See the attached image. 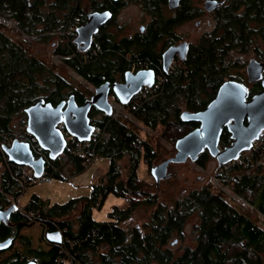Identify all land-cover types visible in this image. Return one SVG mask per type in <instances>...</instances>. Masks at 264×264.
<instances>
[{
  "label": "trees",
  "instance_id": "obj_1",
  "mask_svg": "<svg viewBox=\"0 0 264 264\" xmlns=\"http://www.w3.org/2000/svg\"><path fill=\"white\" fill-rule=\"evenodd\" d=\"M90 4L95 10L112 11L115 2L104 0L100 4L90 0ZM0 17L14 20L19 32L37 35L40 41H47L45 34L51 36L69 21L77 20L80 27L87 20L80 0H0ZM218 19L217 31L192 47L184 69L175 68L169 77L163 75L164 82L155 97L146 102L135 99L131 106L125 107L147 128L156 130L161 125L164 136L174 144L199 127V123L182 122V105L186 104L191 112L206 108L227 79L235 80L242 75L238 70L244 67L247 53L251 50L262 53L258 46L264 30L254 32L248 25L255 23L264 27V0H236L233 8ZM104 30L99 31L85 54L74 43L75 31L69 34L66 44L55 47V54L64 59L65 66L94 87L109 80L116 63L114 50L121 52L122 60L128 53ZM28 49L0 24V166L4 167L0 209L17 204L16 199L24 193L19 188V178L12 175L16 171L15 163L8 160L2 145V140L13 133L15 120L19 116L27 119L26 109L41 99L56 105L74 95L77 103L82 104L89 97L71 84L69 78L56 72L48 61L32 56ZM99 114L101 119L96 118ZM89 117L93 126H102L107 131L109 139L92 143L89 152H85L95 151L96 157L107 159V172L90 184L87 196L52 203L32 195L24 211L35 213V219L16 208L0 229L2 237L18 239L23 246L21 251L7 255L9 263L22 260L23 264L28 261L37 264H264V229L254 219L212 186L192 190L173 205L162 203L153 184L140 178L138 173L144 161L151 174L161 159L160 145L143 138L135 125L119 117L105 116L96 109ZM220 141L222 148L231 144L227 129L223 130ZM208 158L210 155L205 151L196 162L205 167ZM83 160L81 156L70 155L61 171L53 172L54 179L67 181L62 171L68 163L78 172L83 171ZM54 163L57 165L58 160ZM243 164L252 163L248 158ZM235 191L264 214L262 168L243 176L236 183ZM111 195L122 198L124 207L114 206L107 214L108 220H96L94 210L101 209ZM142 207L154 208L149 221L142 227H122ZM194 218H197L192 223L194 246L174 249L172 239L184 236L186 225ZM33 222L42 224L45 236L59 232L62 243H48V251L32 249L30 240L20 236V230L32 227Z\"/></svg>",
  "mask_w": 264,
  "mask_h": 264
},
{
  "label": "water",
  "instance_id": "obj_2",
  "mask_svg": "<svg viewBox=\"0 0 264 264\" xmlns=\"http://www.w3.org/2000/svg\"><path fill=\"white\" fill-rule=\"evenodd\" d=\"M216 6L217 3H210L209 9ZM1 19L4 25L9 22L0 17ZM111 19L110 11L90 13L87 22L77 30L74 43L81 48L82 52H86L90 49L100 28ZM183 48L186 49V45ZM173 56L174 49L170 50L165 57L164 67L166 69H168ZM263 73L264 62L250 59L247 64L248 81L252 83L261 81L262 90L259 93L249 99L248 90L242 82L227 80L220 86L215 98L206 108L196 112L185 110L181 113L182 122L199 123V127L175 143L177 153L174 157L166 159L151 169L157 187L160 186L162 180L171 176L168 168L172 163H185L188 159L195 163L207 149L209 155L215 158L217 164L221 166L237 160L243 152L251 148L253 141L264 131ZM154 81L153 71H140L135 75L127 72L125 83L116 82L112 87L119 104L125 107L144 86L150 87ZM110 85L109 82H106L97 87L94 95L82 105H79L74 95H71L67 101L56 105L41 99L26 109L27 131L49 153L50 159L56 160L67 146L65 136L58 128L59 125L64 124L67 132L80 142L89 141L95 130L89 117L92 108L94 107L108 117L116 113L114 105L109 102ZM225 127L233 141L231 145L221 149L220 139ZM4 153L10 162L32 167L37 177L43 174L44 160L35 159L28 143L14 141L11 147H5ZM15 209L16 205L0 209V226L10 218ZM56 236L59 239L51 238ZM45 238L52 244L62 243V235L59 232L47 234ZM11 246L12 239L4 243L0 241V252L8 250ZM24 264L37 263L29 261Z\"/></svg>",
  "mask_w": 264,
  "mask_h": 264
},
{
  "label": "rangeland",
  "instance_id": "obj_3",
  "mask_svg": "<svg viewBox=\"0 0 264 264\" xmlns=\"http://www.w3.org/2000/svg\"><path fill=\"white\" fill-rule=\"evenodd\" d=\"M80 4H81V8L83 9H87L91 5L90 0H80ZM119 20L122 25H128L133 31H136V30H139V28L142 25L145 26L146 23L149 22L150 17L148 16L147 13L141 10L138 4L130 3L121 12V16ZM8 21L9 22H7V25H4L3 20H0V24L4 28H6L10 36L14 37L18 41L20 40L23 43H25L26 46L29 47L28 50H30V53L32 56L48 61L56 72H59L62 75H65L67 78H69L71 81V84L76 85L80 91L84 92L89 97L91 96V94L93 95V93L95 92V87L91 85L88 81L83 79L81 76L76 74L72 68L65 66L64 59L59 57L57 54H55V47H57L56 43L58 44V42H61L58 45L66 44L68 41L67 37L61 35L60 32H57V35L51 34V36H49L45 34L43 37H48L47 41L46 39L44 41H40L37 35L31 36V35H27L26 33L19 32L16 29V23L14 20H8ZM112 31H113V27L110 28V32ZM207 31H209V27L207 26L205 22L203 23V26L199 28L195 27L194 24H190V25L184 26L181 29V32H183V34H185L186 32L193 33L192 36L196 39L203 32H207ZM196 39L195 41H197ZM252 57H255V53L253 50H251L248 53L246 57V61L244 63V67L238 70L239 74L243 75L246 72L245 65L246 63L248 64L250 58ZM187 109L188 108L186 107V104H183L181 108V113ZM116 112L117 113L113 114L112 116L113 118L119 117L123 121H125L127 124H130L133 126L135 125L139 134L143 138L150 139L152 140V142L155 141V143H158V145H160L162 154H161V159H159V161L156 163L157 165L162 163L166 159H169L176 155L177 150L175 148L174 141H170L164 136L163 134L164 128H162L161 125H159L156 130H152L144 126L142 123H139L138 120L134 116L129 114L130 113L129 110L123 109L121 110V112H118V111ZM101 117L102 116L100 114L96 116L97 119H101ZM22 119L24 118H21L19 116L15 120V122L13 123V127H12L13 130L11 132L13 133L19 132L21 128ZM251 163L252 164L250 166H247L246 164L243 165L245 167L243 169L245 170V174L243 176L248 175L250 173H254L260 170V168H262L264 171L263 164H261L259 167H254L253 162ZM72 167L73 165H71L70 163H68L67 165L63 167L62 172L65 178L67 179V181L53 179L52 182L49 184L39 183V184H34L32 186H29L27 184H25L24 186L20 185L19 188L21 189V191L22 190L24 191L25 189L23 188L28 186L26 188V191H24V193L26 192V194L23 197L20 196L18 200L16 199L17 204H13V205H16L17 209L25 210L24 205L27 204V200L25 198H27V196L31 194V192H32V195L37 194L43 199H49L52 203H63L74 197L87 196L90 194V191H91L90 184L93 181H95V179L99 178L101 175L107 172L108 161L107 159L98 156L96 157L95 162L89 169H84L83 171H80V172H78L75 169V172H72L71 171ZM219 168L220 166L217 164L216 159L211 156L210 158H208L205 164V167H201L198 165L197 162L194 163L189 159L185 163H172L170 164L168 168V172L169 174H171V176L168 179L162 180L160 182L159 187L154 186L156 182L154 178L152 177V174L149 173V170H148L149 168L144 163V161L141 162L138 173H139L140 178L146 180L150 184H153V187L159 196V200L162 203H166L169 206L173 205V203L177 199H179L181 196H183L184 194L192 190L201 189L204 186H212L213 189L215 188L216 191H218L219 193H222L228 200H230L235 206H237L238 209H240L242 213L254 219L257 225L263 228L259 224L260 219L258 218V212L253 205H251L253 210L246 209L243 211L241 204H238L236 201H234L231 198V197L234 198L235 196H239L243 198V196L236 193L235 187H234V190H232L227 195L226 193H223L221 189L218 188L214 184L213 176H215L216 173H218ZM3 172H4V167L3 165H1L0 166V181L2 179ZM83 176H86V178H84ZM3 191H4L3 187L0 186V193ZM19 200L21 204H19ZM1 205L2 204L0 202V206ZM123 205H125V201L122 198H118V197L111 195L110 197H108L104 206L101 209L96 208V210H94L93 212L94 218L98 221L108 220L107 214L111 210H113L114 206L124 207ZM153 210H154L153 207L139 208L135 212L134 218L127 221L126 223H123L122 227L126 229L129 227L136 226V225H139L142 227L144 223L149 221ZM196 220L197 218H194L192 222H189L186 225L185 230H184L185 232L184 236H179V237H175L172 239L171 246L174 249L180 248L182 250L185 247L194 246L192 223L195 222ZM31 226L32 227H26L28 228V230L24 231L26 232V236H27L26 238L30 240L31 248L34 250L49 249V245H48L49 242L44 237L45 232H46L44 227L38 222H33ZM13 248L19 251L23 249V246L21 245L18 239H16Z\"/></svg>",
  "mask_w": 264,
  "mask_h": 264
},
{
  "label": "flooded vegetation",
  "instance_id": "obj_4",
  "mask_svg": "<svg viewBox=\"0 0 264 264\" xmlns=\"http://www.w3.org/2000/svg\"><path fill=\"white\" fill-rule=\"evenodd\" d=\"M96 1L100 4L104 2V0H96ZM112 1L115 2V5L113 7L114 10L112 11L108 9L95 10L90 5L89 8L84 9V12L86 13L88 20V15L90 13L110 11L112 13V19L106 25L101 27L100 31L104 30L103 28L106 27L104 31L106 33L107 32L111 33L115 39L114 42L117 43L118 45L122 44V50L128 52L127 54H124L125 59L122 60L121 52L114 50V52L116 53V57H115L116 61H114V63L115 62L116 63L112 67L113 68L111 72L112 74L109 80H106L105 82L102 83L104 84L106 82H109L111 84L109 91V99L112 98L114 103H117L119 101L116 98L112 86L116 82L120 84H124L126 81L127 72H130L135 75L140 71H153L156 80L161 75H166L169 77V75L173 73L175 68L184 69L186 62L190 57L192 47L199 44L201 39H203L206 35L215 33L217 31V28L219 27L218 24L220 22L218 17H220V15H225V13L230 9H232L233 6L236 4V0H112ZM213 2L217 3V6L214 7L213 9H209L210 3ZM130 3L138 4L141 10L147 13L148 16L150 17L149 22H147L145 26L142 25L139 28V30L136 31H133L128 25H122L119 20L121 16V12ZM75 8L76 6L74 7V9ZM87 20L84 22V24L87 22ZM111 21L112 23L110 24ZM204 22L209 27V31L203 32L197 39L192 36L193 33L191 32H186L185 34L181 32V29L186 25L194 24L195 27L199 28L203 26ZM111 27H113L112 32H110ZM248 27L249 29L258 33L264 30L263 26L255 23L249 24ZM96 36L97 35H95V37ZM195 39L197 41H195ZM60 43L61 42H58V44ZM58 44L56 43L57 46ZM184 45H186V49L183 48ZM263 46H264V38H260L258 47H260L259 52L262 53L259 55V53H256L253 50L255 53V57H252L250 59H255L258 62H264ZM173 49H174V56L170 61L168 69H166L164 67L165 57L167 56L168 52ZM144 53H148L149 56L145 55ZM131 61H134V63H130ZM119 66L121 67V70H118ZM245 71L246 72L243 75L238 76L237 79H235V81L242 82L245 85V87L248 90L249 93L248 96L250 99L252 96H254L255 94L259 93L262 90V84L261 81H256L254 83L248 81L247 65H245ZM263 77H264V73H263ZM227 80H234V79L229 78ZM97 87H95V89ZM93 95L91 94V96L88 97L86 100L90 99ZM136 98L134 97L133 99H131L130 104L128 106H131L132 102H134ZM93 109L95 108L93 107L92 110ZM123 109L125 108L118 109L114 105L115 112L121 111ZM224 129L227 128L225 127ZM220 148L223 149L224 147L222 148V146H220ZM205 151L208 152L207 149ZM1 227L2 224L0 226V229ZM9 239H12V246L8 250L0 252V264H23L22 260L15 263L13 262L9 263L8 260H6L7 255H11L15 251V248H13V246L16 239H13V237L11 236L2 237L0 234L1 243H4Z\"/></svg>",
  "mask_w": 264,
  "mask_h": 264
},
{
  "label": "built area",
  "instance_id": "obj_5",
  "mask_svg": "<svg viewBox=\"0 0 264 264\" xmlns=\"http://www.w3.org/2000/svg\"><path fill=\"white\" fill-rule=\"evenodd\" d=\"M79 23L76 21H69L65 23L63 28L60 29L61 35L67 37L68 41L70 40L69 34L73 31L77 32L79 28ZM57 35V32H56ZM67 41V42H68ZM74 56V54H72ZM164 82V76H159L152 86H145L143 87L140 92L137 94L136 102L142 101L146 102L151 98L155 97L159 92V87ZM113 105H115L118 109V105L113 102L112 98L110 99ZM120 112V111H118ZM117 117V116H116ZM28 128V121L27 119H22L21 128L18 133L8 134L2 142V145L5 147H11L14 141L19 142H26L30 145V148L33 152L35 159H42L44 160V169L43 174L40 177L35 175V171L32 167L28 165H17L14 164L16 167V171L12 172L13 177L19 178V183L21 186L25 184L32 186L34 184H49L54 179V173H59L61 168L64 164L68 162V158L70 155L81 156L83 157L82 167L84 169H89L96 160L95 151H91L89 154H86V150L91 148L92 143H97L99 140L107 141L109 139V135L107 131L102 127H95V130L92 134V137L89 141L80 142L76 137L70 135L64 124L58 126V128L63 132L67 146L65 151L57 158L58 164L54 163V160L50 159L49 153L45 151L38 143V141L27 131ZM250 159L253 162L254 167H259L261 164L264 165V131L261 132L258 138L253 141L252 146L249 150L245 151L243 155H241L237 160H233L226 164L220 166L218 173L213 176L214 184L221 189L223 193L227 195L234 190L236 183L241 180L243 175L245 174V167L243 165L244 161ZM243 166V167H242ZM26 186L24 191H26ZM234 201L238 204H241L242 210L252 209L251 204L248 203L244 198L235 196L234 198L231 197ZM240 208V207H239ZM253 210V209H252ZM257 210V209H256ZM19 211L28 216L31 219L36 218L35 213L25 212L24 210L19 209ZM258 218L260 219L259 224L264 229V214L261 213L259 210ZM41 224L40 222H38ZM42 225V224H41Z\"/></svg>",
  "mask_w": 264,
  "mask_h": 264
},
{
  "label": "crops",
  "instance_id": "obj_6",
  "mask_svg": "<svg viewBox=\"0 0 264 264\" xmlns=\"http://www.w3.org/2000/svg\"><path fill=\"white\" fill-rule=\"evenodd\" d=\"M71 171H72V172H75V167H74V166L72 167ZM93 176H95V175H93ZM83 177L86 178V176H83ZM95 178H96V177H95ZM95 180H96V179H95ZM75 182H76V181H75ZM93 182H94V181H93ZM28 192H29V191H28ZM25 194H26V192L23 193V196H24ZM23 196H22V197H23ZM30 196L32 197V192H31V194H29V195L27 196V198H25L26 196L24 197V198L27 200V203H28V201H29ZM24 198H23V199H24ZM30 199H31V198H30ZM42 199H43V198H42ZM20 200H21V199H20ZM20 200H19V204H21V203H20ZM26 200H25V202H26ZM46 200H47V199H46ZM25 230H28V228H23V229L20 230V236H22V237H27V236H26V232H24ZM49 249H50V247H49ZM49 249H46V250H44V249H37V250L48 251Z\"/></svg>",
  "mask_w": 264,
  "mask_h": 264
},
{
  "label": "clouds",
  "instance_id": "obj_7",
  "mask_svg": "<svg viewBox=\"0 0 264 264\" xmlns=\"http://www.w3.org/2000/svg\"><path fill=\"white\" fill-rule=\"evenodd\" d=\"M144 87H145V86H144ZM139 92H140V91H139ZM139 92H138V93H139ZM138 93H137V94H138ZM137 94L134 96L135 98L137 97ZM134 97H133V98H134ZM133 98H132V99H133ZM109 102L112 103V102L110 101V99H109ZM116 104L118 105V107H119L120 109H121V108H125V107H127V106H125V107L121 106V105L119 104V102H117ZM120 112H121V111H120ZM116 113H117V112H116ZM94 127H95V126H94ZM243 153H244V152H243ZM243 153H242L241 155H243ZM241 155H240V156H241ZM256 209H257V208H256ZM257 210H258V209H257ZM260 212H261V211H260ZM261 213H262V212H261Z\"/></svg>",
  "mask_w": 264,
  "mask_h": 264
},
{
  "label": "snow or ice",
  "instance_id": "obj_8",
  "mask_svg": "<svg viewBox=\"0 0 264 264\" xmlns=\"http://www.w3.org/2000/svg\"><path fill=\"white\" fill-rule=\"evenodd\" d=\"M51 238H53V239H59V237H58V236H56V237H51Z\"/></svg>",
  "mask_w": 264,
  "mask_h": 264
},
{
  "label": "bare ground",
  "instance_id": "obj_9",
  "mask_svg": "<svg viewBox=\"0 0 264 264\" xmlns=\"http://www.w3.org/2000/svg\"><path fill=\"white\" fill-rule=\"evenodd\" d=\"M165 71V70H164Z\"/></svg>",
  "mask_w": 264,
  "mask_h": 264
}]
</instances>
